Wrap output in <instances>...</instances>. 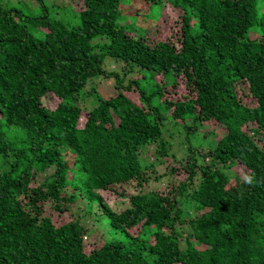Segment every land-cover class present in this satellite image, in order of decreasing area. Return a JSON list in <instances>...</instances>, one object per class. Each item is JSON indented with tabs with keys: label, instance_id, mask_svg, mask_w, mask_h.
Listing matches in <instances>:
<instances>
[{
	"label": "trees",
	"instance_id": "obj_1",
	"mask_svg": "<svg viewBox=\"0 0 264 264\" xmlns=\"http://www.w3.org/2000/svg\"><path fill=\"white\" fill-rule=\"evenodd\" d=\"M82 1L67 22L0 0V264H264V0H131V29L124 0ZM97 77L116 89L80 106ZM175 133L187 175L160 191Z\"/></svg>",
	"mask_w": 264,
	"mask_h": 264
},
{
	"label": "rangeland",
	"instance_id": "obj_2",
	"mask_svg": "<svg viewBox=\"0 0 264 264\" xmlns=\"http://www.w3.org/2000/svg\"><path fill=\"white\" fill-rule=\"evenodd\" d=\"M10 4L21 8L23 11H25L26 14L30 16H40L47 12L51 14L52 16H55L58 19H62L63 21L67 22H75L78 13L75 11L81 10L84 8L83 1L82 0H6ZM164 9H161L160 17L158 20V25L161 28L162 26L168 27V21L174 20L173 18L178 17L181 12L177 9H173L167 4L163 7ZM120 11V22L124 24L128 29H131V21L134 20L135 17H131V0H124L121 2V7L119 9ZM144 35L149 39L150 42H155L153 39L155 37V34L157 33V29L155 27L147 28L144 31ZM107 70H119V66H116L115 64L109 62L107 64ZM159 79L158 77H156ZM91 88H94V90L97 91V99L99 100L101 96L105 98L106 96L111 95L116 88L114 86V80L104 77H97L94 79L89 80V82L86 84V88L84 89V96L78 97V104L82 107H90L92 101V97L88 94V91L91 90ZM183 82H179V85L175 88H169V93L176 92V98L180 95V93L183 91ZM94 90H92L94 92ZM168 93V94H169ZM127 95L136 100L137 93L135 91H127ZM93 96V95H92ZM172 96V95H171ZM169 96V97H171ZM58 103V99L52 94V93H46L42 97V104L49 108L53 109ZM86 113L87 110L83 108V111L81 113V121L79 125H81L86 120ZM224 132V129L221 128V134ZM168 134V133H167ZM181 133H175L170 135V139L172 143L171 148V154H174L175 157L173 159H166L162 156H160V160H162L161 164H155L154 165V174L155 176L160 177L158 180L153 181L152 185L157 188L160 191H164L168 188V185L180 182L181 180H184L186 177V173L183 171L182 167L183 164H185V157L186 152L179 149V146H182L181 144ZM207 141H205L206 143ZM204 147V146H202ZM154 146L149 145L145 150L143 156H141L144 160H148L150 162H153L152 159H155L154 155ZM51 172V170H48V173ZM36 180L32 184L35 183ZM127 185H123L121 188H125ZM120 188V189H121ZM120 189H111L109 191L103 192V196L105 201L112 207L117 209H124L126 205L128 204V198L123 196L120 197L118 195V190ZM131 189V185H130ZM127 194H131V190L127 192ZM88 204L85 203L83 200L80 201V203H76L72 206V217L77 218L82 217L84 220H86V223L91 225L94 222L95 214H85V211L87 209ZM85 208V211H84ZM47 209V210H46ZM46 211H50V208H45ZM95 213H97L96 207L94 209ZM71 217L70 213L68 211L64 213H59L58 215H55L57 217L56 223H59V221L64 220L66 217ZM88 241L92 242L93 239L87 237ZM91 247L94 246V244H90ZM86 247V251H88L91 247Z\"/></svg>",
	"mask_w": 264,
	"mask_h": 264
},
{
	"label": "clouds",
	"instance_id": "obj_3",
	"mask_svg": "<svg viewBox=\"0 0 264 264\" xmlns=\"http://www.w3.org/2000/svg\"><path fill=\"white\" fill-rule=\"evenodd\" d=\"M245 182L251 184V183L253 182V181H252V177H250V176H245Z\"/></svg>",
	"mask_w": 264,
	"mask_h": 264
}]
</instances>
